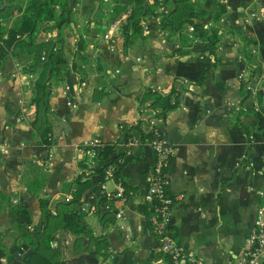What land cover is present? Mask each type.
Instances as JSON below:
<instances>
[{"label": "crops", "instance_id": "1", "mask_svg": "<svg viewBox=\"0 0 264 264\" xmlns=\"http://www.w3.org/2000/svg\"><path fill=\"white\" fill-rule=\"evenodd\" d=\"M4 1L9 4L0 0V6ZM70 2L65 16L35 34L37 40L62 38L67 61L63 80L53 83L49 94L53 110L49 147L33 133L37 75L24 68L32 59L14 49L0 63V264H11L13 252L30 248L25 242L16 244L13 206H26L32 225L39 222L42 197L49 200L53 213L62 212L72 207L68 201L73 180L81 172L91 184L76 206L85 212L93 234H106L109 252L103 258L86 234L60 229L50 241L62 253L57 264H165L139 201L147 187L146 170L155 159L150 138L142 132L153 128L174 147L168 175L171 194L179 196L170 221L175 238L205 264L236 263L256 210L264 205V0H226L228 12L221 20L223 26L239 29L255 49L251 78L256 91L246 95L238 76L246 64L229 32H222L215 63L199 81L211 61L207 48L175 49L179 42L160 24V15L144 17L143 36L125 48L119 27L124 14L106 23L101 17L104 7L97 11L100 0ZM200 4L211 11L215 0ZM17 18V13L0 17V24L7 29ZM148 88L174 89L179 93L177 105L157 116L159 107L144 97ZM123 124L133 127L124 130ZM126 132L136 143L121 175L135 186L134 192L112 200L116 213L103 225L91 198L99 191L111 192L115 181L104 176V161H93L80 146L86 138L113 141ZM84 159L92 168L79 163Z\"/></svg>", "mask_w": 264, "mask_h": 264}, {"label": "trees", "instance_id": "2", "mask_svg": "<svg viewBox=\"0 0 264 264\" xmlns=\"http://www.w3.org/2000/svg\"><path fill=\"white\" fill-rule=\"evenodd\" d=\"M8 1L9 4L0 9V17L12 16L17 13L18 18L7 29H4L0 24V63L14 49L32 59V61L27 62L24 68L34 71L37 75L32 97L36 107L35 116L32 120L33 133L39 143L49 147L53 143V125L50 119L53 110L50 108L49 94L52 84L63 80V71L67 67V61L61 48L62 38L37 40L35 34L39 28L51 27L57 22L59 16H65L67 11L71 9L73 2L71 3L70 0ZM168 1L110 0L112 5L109 8L106 2L100 0L97 11L101 13V8L104 7L105 14H101V17H105L104 21L106 23L119 18L122 14L125 15L126 22H122L121 18L119 25L125 48L136 37L143 36L142 20L144 17L160 15V24L179 42L175 49H181L189 45L207 48L208 53L211 55V61L206 65L205 73L199 77V81L203 79L209 68L215 63L222 32L227 31L238 43V51L249 68L250 75L253 74L252 56L249 52L253 45L239 29L232 26L225 27L221 24L222 18L228 12L226 0H215L211 11L201 6L200 3L203 0H172V5L167 6ZM207 16V21H204ZM81 46L82 37L78 40V49ZM79 75L82 78L80 71ZM247 80L248 78L239 77L240 86L245 91V95L249 93L246 88ZM178 94L174 89L162 92L155 88H148L144 92V97L151 99V105L159 107L156 115L160 117L164 116L167 110L177 105ZM240 125L245 133L249 135L247 126L243 123ZM132 127L123 124L124 130ZM128 136L129 133L126 132L122 139L103 140L100 145L94 147L95 154L92 156L93 161H104L101 167L102 170L112 164L114 167L113 175L115 179H119L124 185L125 195H128L130 191L134 192L135 187L126 183L121 175V168L132 157L126 152V147L122 144ZM142 136L152 138L154 136L153 130L142 132ZM79 163L83 167L92 168V165L86 159L81 160ZM73 184V197L68 201L72 204V207L62 212L53 213L48 206L49 200L42 197L39 199L41 215L39 222L35 225L31 224V213L26 206L19 204L13 206V216L17 222L16 239L18 242L16 244L19 245L21 242H25L32 249L31 253L24 259L25 264H57L62 257V253L58 247L52 246L50 241L58 230L65 228L71 230L77 236L86 234L95 252L106 258L109 252L106 234H93L91 227L84 219L85 212L76 206L77 199L91 184L90 178H86L84 173L81 172L74 178ZM114 198H116L114 190L111 192L99 191L91 198V203L103 225L113 221L116 208H112L110 203ZM140 206L146 215L149 226L153 230L149 220L151 215L149 205L142 202ZM169 232L174 236L171 225H169ZM155 234L157 236V233ZM12 252L13 250L8 252L7 258L9 261L12 260ZM167 264H170V262L168 261Z\"/></svg>", "mask_w": 264, "mask_h": 264}, {"label": "built area", "instance_id": "3", "mask_svg": "<svg viewBox=\"0 0 264 264\" xmlns=\"http://www.w3.org/2000/svg\"><path fill=\"white\" fill-rule=\"evenodd\" d=\"M103 1L110 8L112 2L110 0ZM116 24L117 22H114L111 27H115ZM254 50V48H251L250 54ZM238 76L248 78L246 88L249 92L254 93L256 91V86L247 66ZM153 135L149 142L155 153V159L146 170L147 187L139 201L147 203L151 210L149 220L153 231L157 233L159 256L165 264L168 261L170 264H205L201 258L179 243L175 236L169 232L173 204L179 198L178 195H172L169 189L168 168L174 153V147L157 128H153ZM101 142L102 140L98 137L86 138L83 140L80 150L92 157L95 154L94 147L100 145ZM135 143V137L129 135L122 144L126 147V152H129L130 147ZM113 170L112 164L108 165L104 170V176L114 179V196L123 200L125 198V187L119 179H115ZM102 187H104V184H102ZM101 264H106V262L103 261ZM236 264H264V205L259 206L256 210L254 223L247 233L241 257Z\"/></svg>", "mask_w": 264, "mask_h": 264}, {"label": "water", "instance_id": "4", "mask_svg": "<svg viewBox=\"0 0 264 264\" xmlns=\"http://www.w3.org/2000/svg\"><path fill=\"white\" fill-rule=\"evenodd\" d=\"M6 1H4V3L0 6V9L6 5ZM127 18L124 16L122 18V22H126ZM32 249H27L25 252L21 253L18 251L13 252V255L15 257V259L13 260V262L11 264H22V261L31 253Z\"/></svg>", "mask_w": 264, "mask_h": 264}, {"label": "rangeland", "instance_id": "5", "mask_svg": "<svg viewBox=\"0 0 264 264\" xmlns=\"http://www.w3.org/2000/svg\"><path fill=\"white\" fill-rule=\"evenodd\" d=\"M90 7H91V5H90V6H88V9H90ZM88 11H90V10H87V14H89V13H88ZM85 16H86V15H85ZM87 16H88V15H87Z\"/></svg>", "mask_w": 264, "mask_h": 264}]
</instances>
